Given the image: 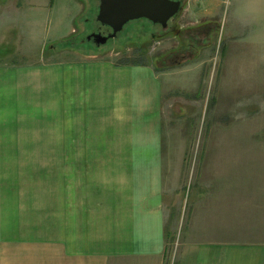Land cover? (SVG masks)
<instances>
[{"label": "crops", "instance_id": "crops-1", "mask_svg": "<svg viewBox=\"0 0 264 264\" xmlns=\"http://www.w3.org/2000/svg\"><path fill=\"white\" fill-rule=\"evenodd\" d=\"M54 1L0 0V112L31 118L44 104L57 105L63 135L58 154H40L62 160L61 199H39L36 168L7 174L6 162L37 159L38 139L27 129L7 135V123L27 125L0 116V264H167L175 219L164 201V102L177 94L171 82L191 61L162 60L156 67L85 55L79 61L80 53L76 61L54 64L28 59L38 42L47 44ZM216 1H186L181 19L197 29L213 26ZM233 1L232 23L252 27V36L259 31L253 45L264 42V0ZM78 2L74 19L84 10ZM226 60L221 66L230 78L235 69H225ZM229 109L231 117L240 105ZM218 169V175L240 174ZM228 180L207 190L203 204L193 200L192 210L202 207L205 214L189 225L177 264H264V181Z\"/></svg>", "mask_w": 264, "mask_h": 264}, {"label": "rangeland", "instance_id": "rangeland-1", "mask_svg": "<svg viewBox=\"0 0 264 264\" xmlns=\"http://www.w3.org/2000/svg\"><path fill=\"white\" fill-rule=\"evenodd\" d=\"M78 1L85 4L84 10L74 19ZM186 1L183 0L184 3ZM54 2L52 11L48 9L46 19L47 44L44 46V43L38 42L28 59L54 64L65 59L86 61L85 55L87 58L101 57L119 62L124 57L130 60L142 58L141 54L148 48L147 60L156 67L162 60L168 65H173L175 61H191L190 65L178 70L179 74L171 82L177 94L166 98L164 102V201L167 212H172L175 219L167 264H177L182 239L189 233V225H197L205 214V210L200 209L202 207L197 208V211L194 208L193 212V200L203 204L207 190L217 185L219 189L221 181L227 183L228 179L231 182L236 178L237 182L246 183L264 181V42L252 44L253 36L257 39L259 31L252 36V27H239L232 23L234 1L217 0L211 8L213 15L217 16L213 26L205 25L197 29V24L180 17L183 26L176 36L168 27L162 29L147 19H139L128 23L117 37L97 46L93 40L86 38L98 24L99 1ZM88 2L93 4L92 9ZM39 9H42L40 5ZM73 28L76 33H72ZM76 53L81 55L75 59ZM254 56L263 58L262 62H243ZM222 57L227 58L223 67L235 69L231 74H237L239 70V75L230 74L228 78L224 74ZM238 61L232 69V62ZM244 67L246 74L241 73ZM260 87L263 88L262 93L257 89ZM238 105L240 112L234 109L229 113L231 117L224 111L228 109V112L229 106ZM47 106L50 104H44L37 113H32L31 118L27 112L26 118H23L24 112L12 111L0 112V116L7 122L27 125L16 127L7 123V135L27 129L38 139L39 157L7 159V174L9 171H21L24 176L29 174L30 168H36L38 198L56 200L61 199L62 193V160L40 157V154L43 151L55 152L53 154L61 151L62 115L57 105L53 110ZM234 112H238L237 116ZM10 162L13 163L12 168ZM217 168L240 169V174L218 175L216 173L220 169Z\"/></svg>", "mask_w": 264, "mask_h": 264}, {"label": "water", "instance_id": "water-1", "mask_svg": "<svg viewBox=\"0 0 264 264\" xmlns=\"http://www.w3.org/2000/svg\"><path fill=\"white\" fill-rule=\"evenodd\" d=\"M99 8L96 20L111 28L107 35L92 33L87 40H93L97 46L106 44L123 31L134 20L147 19L163 28L183 9V0H98Z\"/></svg>", "mask_w": 264, "mask_h": 264}, {"label": "flooded vegetation", "instance_id": "flooded-vegetation-1", "mask_svg": "<svg viewBox=\"0 0 264 264\" xmlns=\"http://www.w3.org/2000/svg\"><path fill=\"white\" fill-rule=\"evenodd\" d=\"M184 6H185V4H184ZM184 6H183V9H184ZM183 9L180 11V13L177 15V16H175L172 20H170V22H169V26H168V28H169V30L171 31V32H174V34L176 35V36H178L179 34H178V32H179V29H180V17H181V13H182V11H183ZM160 26L162 29H163V27L161 26V25H159V24H156V26ZM111 32V28H109V27H107V26H103V25H101L100 23H98L97 24V26L94 28V30H92V32L90 33V34H92V33H101V34H103V35H107V34H109ZM89 34V35H90ZM87 39V38H86Z\"/></svg>", "mask_w": 264, "mask_h": 264}, {"label": "trees", "instance_id": "trees-1", "mask_svg": "<svg viewBox=\"0 0 264 264\" xmlns=\"http://www.w3.org/2000/svg\"><path fill=\"white\" fill-rule=\"evenodd\" d=\"M148 48L146 49V51H143V53L141 54V57L142 58H135V59H132V60H130V59H125V57L124 58H122V59H120L119 60V64H131V63H133V64H142V63H147V62H149V60H147V57H146V55L148 54Z\"/></svg>", "mask_w": 264, "mask_h": 264}]
</instances>
